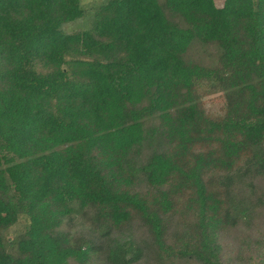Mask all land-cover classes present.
Segmentation results:
<instances>
[{"label": "trees", "instance_id": "trees-1", "mask_svg": "<svg viewBox=\"0 0 264 264\" xmlns=\"http://www.w3.org/2000/svg\"><path fill=\"white\" fill-rule=\"evenodd\" d=\"M83 16L0 0V264H264V0Z\"/></svg>", "mask_w": 264, "mask_h": 264}, {"label": "rangeland", "instance_id": "rangeland-1", "mask_svg": "<svg viewBox=\"0 0 264 264\" xmlns=\"http://www.w3.org/2000/svg\"><path fill=\"white\" fill-rule=\"evenodd\" d=\"M108 0H80L81 6L84 10V16L67 23L64 26V30L66 32H74L77 30H85L90 28L92 19L99 9L100 5L107 2ZM225 0H215V4L217 6L224 5ZM203 96V101L208 107L212 109H219L221 105L224 103L223 93L220 91H212L207 92L206 89L200 90ZM26 224V220L22 219L17 225L12 227L11 232L15 233L23 228Z\"/></svg>", "mask_w": 264, "mask_h": 264}]
</instances>
